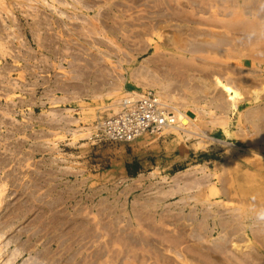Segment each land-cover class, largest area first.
<instances>
[{"label": "rangeland", "instance_id": "1", "mask_svg": "<svg viewBox=\"0 0 264 264\" xmlns=\"http://www.w3.org/2000/svg\"><path fill=\"white\" fill-rule=\"evenodd\" d=\"M89 1V9L81 4L74 5L75 8L71 6L69 14L75 16L72 20L66 19L69 22L67 26L59 21L55 25L51 33L59 47L55 46L54 53L44 47L37 48L30 35L39 61L36 65L25 58L22 61L25 87L21 101L24 105L22 112L18 110L19 120L10 121L14 124L27 122L25 126L30 136L20 137L25 140L26 151L40 142H44L41 144L43 149L49 147L47 139L50 137L47 135L52 122L57 132L52 145L54 149L39 153L36 163L40 167V175L44 173L47 178L52 175H47L46 171L57 166V176H60L58 189L70 186L71 214L75 215L72 216L85 215L92 229L90 237L85 240L89 256L100 250L103 253L100 264H113L111 259L115 254L129 264H159L157 252L149 243L156 236L148 228V223L168 231L176 230L174 222L188 228L203 220L213 226L217 223V230L211 238L215 239L219 237L226 218L229 226L240 227L264 254V221L258 219L259 214L264 213V140L246 122L242 113L231 112L227 116L230 119L223 118L222 113L210 103L211 93L205 79L196 78L191 82L188 79V86L182 76L178 79L168 77L162 82L158 75L166 70V64L169 65L170 57L177 49L173 47V41L179 37L177 31L181 27H190L188 17L210 16L212 7L203 1L199 7H204L206 12L198 13V10L194 12L197 4L187 0ZM19 2L24 0L0 3V23L7 27L2 35L9 41L12 54L22 46L17 40L20 34L17 29L30 28V23H33L31 13L36 12L32 7L30 9V0L26 6ZM49 9L41 8L44 18L53 14ZM55 17L58 19L57 13ZM22 50L26 52L29 49L22 46ZM246 55L247 58L243 59L251 65L253 54L246 52ZM228 60L233 62L236 59ZM237 60L240 62L241 58ZM6 62L15 64L11 56L1 66ZM177 63L180 67L188 64L186 60ZM194 67L193 72L196 73L200 64ZM139 70L153 71L157 79L152 80ZM143 95L158 97L161 112H173L170 107L173 104L180 107L195 119L196 126L186 124L185 128L191 131L174 130L167 122L159 129L134 139L109 137L103 129L104 121ZM12 104L10 108L15 110ZM32 116L36 119L31 120ZM3 130V134H7L8 130ZM201 134L225 143L204 139ZM0 152L4 156L10 151L1 149ZM244 168L258 170L263 176L256 178L252 175L249 178ZM195 177H207L206 183L178 191V187H184L189 178ZM46 189L43 188L41 193ZM15 197L16 194L10 197L12 202ZM26 224H18L16 231L7 238L8 241L13 238V243L6 247L2 259L6 255L8 257V251L17 252L16 247L26 244V236L16 237ZM252 232L258 238L255 239ZM100 242L102 249L98 248ZM17 243L20 244L16 246ZM159 246L165 254L173 255L166 246ZM35 250L22 253L12 263H30L36 257Z\"/></svg>", "mask_w": 264, "mask_h": 264}, {"label": "bare ground", "instance_id": "2", "mask_svg": "<svg viewBox=\"0 0 264 264\" xmlns=\"http://www.w3.org/2000/svg\"><path fill=\"white\" fill-rule=\"evenodd\" d=\"M3 1H0V3ZM27 1L29 2V0ZM27 1L24 0V2L19 3L21 6L25 4L29 5ZM30 1L32 2V4L29 5L30 9L32 7L36 11L31 13V15H33V23H30V28L24 27L22 29L19 27L17 29L19 30L18 33H20L17 37L18 43L24 46V48L27 47L29 50L23 52L21 46L19 50L17 49L18 52L12 54L11 51H9V41L5 40L6 38L4 39L2 35L7 27L2 26L3 24L0 23V150L5 149V151H10L9 154L6 153L4 156L0 152V264H13L12 262L22 253L32 252V250L36 248L34 252L36 253V257L28 264H100L99 260L102 258L103 253L99 250L97 251L99 253H91L92 255L90 257L89 253H87L89 249L85 247V240L90 232L92 233L87 218L85 215L75 218L72 216L74 214H71L70 203L72 195L69 188L70 186L62 187V190L58 189L60 186L58 177L60 176H57L58 169L55 168L57 166L54 165L55 167L52 169L47 168V170L49 169L48 171L45 170L46 168L44 169L47 175H52L51 177L47 178L44 173L40 175V167L36 163L35 158L39 153L45 150L47 151V149L50 150L49 152L54 149L52 145L57 132L54 131L52 122L49 123L51 131L49 135H47L50 137L47 139V141L49 140V142H47L49 147L47 146L46 149H43V145L41 144L44 142H40V144H37L39 143L37 142L36 144L38 146L35 145L36 147L33 149L30 147L31 150L29 151H26V143L23 137L22 139L24 141L20 139L22 135H29V130L25 126L27 122H25V124H23L24 121H22L23 123L20 122L21 124L10 122L19 120L17 113L18 110L22 112V107L24 105H22L21 101L25 87L22 61L25 58V60L33 62V65H36L39 61V57L32 47V41L29 39L30 35L33 42L37 45V48L44 47L48 49L49 52L54 53L55 46L57 45H55V37L51 32L55 30V25L62 22L63 25L67 26L69 22H67L66 19L72 20V18H74L73 16L75 15L72 16L70 15L71 13L69 14L71 6L75 8L74 5L81 4L84 8L89 9L91 2L89 0H51V2L50 0ZM178 1L180 0H177V2ZM187 1L193 5L197 4L195 5L196 8L194 12L198 10L200 11L198 13H201V11L206 12V9L203 10L204 7L203 9L199 7L201 2L206 1L212 7V13L207 17L199 15V18H186L191 25L190 27L186 26L187 28L181 27V29L177 31L179 37L176 36L178 39H175V41L172 40L173 47L175 46L177 49L175 52L173 51L174 53L170 57L169 65L166 64V66H168L166 70L162 73H158V75L162 77V80L169 78L178 79L177 77L182 76L186 81V85H188V79L190 82L196 78L205 79L206 84L209 86L207 89H209L211 93L210 103L216 110L218 109L222 113L223 118L225 116L227 118L231 112L242 113V116H245L246 122L251 125V128L256 129L259 137L264 140V0ZM11 3L13 4V2ZM43 7L46 9L50 7L49 10L54 15L51 14V16H46L44 18L43 12H41V8ZM3 8L6 9V7L2 6V9ZM56 13L58 19L55 17ZM184 21L186 20L184 19ZM246 52L253 54V58L250 62L251 65H248L247 59H243L247 58ZM8 56L14 58L15 64L8 65V62H6V65L3 64L1 66L2 62L8 61ZM238 57L241 58L240 62L237 60ZM228 59L236 60L232 62ZM180 60H186L188 62L187 66H178L177 62H180ZM196 62L198 65L200 64V67L194 65ZM208 62L211 63L209 64ZM194 66L197 67L196 73L193 72L195 70ZM248 66H250V68H247ZM139 71V73L152 80L157 79L153 71ZM164 76H167V78ZM162 82H164V80ZM17 99H20L18 103H16ZM157 100H159L158 97ZM11 103L16 107L15 110H11ZM170 107L174 111L164 114L167 117L166 120L170 122L168 123L170 128L174 130L183 129L185 131H191L187 130L185 125L190 124L196 126L194 123L195 119L190 118L180 107L174 104ZM170 114L173 115L170 116ZM35 116H32L31 120L36 119ZM243 121L245 123V120ZM244 126H246V124ZM3 129L8 130L7 134H5V132L3 134ZM35 132L37 131L35 130ZM33 136L32 134V137ZM45 136L43 138H45ZM202 136L204 139L207 138L208 140L211 139L216 140V142L225 143V141L215 139L209 135L203 134ZM246 150L248 149L246 148ZM34 167L35 169H32ZM244 169L246 174L250 176L249 178H251L252 175L257 176L256 178L263 176L258 170L249 168ZM206 179L207 177L189 178L184 184V187H178V191L183 192L191 189L193 186H202L206 183ZM45 187H47V189L41 193V190ZM14 194H16V197L12 202L10 197ZM9 199H11V201ZM204 218L206 219V217ZM226 219H223V221L226 222V226H224L225 224L222 222V219H220V222L224 225L220 230L221 233H218L219 237L215 239L211 238L217 230V223L213 226L210 225L209 222H203V220L200 223L195 222V225L192 222L193 227L188 228L184 224L174 222L172 224L176 227L175 231H168L153 223H148V228L156 236H153L155 240L151 241V239L149 243H151L157 252V262L159 264H178V262H181V264H264V254L260 253L259 249L253 245L254 243H251L252 239H250L249 235L246 234L245 231L242 232L240 227L235 225L229 226V221H226ZM22 223L27 224L24 227L21 225L23 228L19 230L16 237L21 238L26 236V244L23 243L24 245H21L22 243H19V247L17 243L16 246L18 247L15 248L17 252L8 251V257H6V255L5 258L2 259L6 247L8 248L11 244L10 242L13 241L11 240L13 238L9 241L7 238L11 236V233L16 231L15 227ZM242 229L245 230V228ZM30 230L31 232L28 233ZM252 233L255 239L258 238L255 232ZM97 235H100V233L98 232ZM155 241L156 243L153 244ZM157 242L162 247L163 245L166 246V250L173 255L165 254ZM102 245L103 244L100 242L98 248L102 249ZM39 247H42V249ZM92 259H94V261H91ZM111 261L113 264L130 263H127L126 260L119 259L117 254L112 257Z\"/></svg>", "mask_w": 264, "mask_h": 264}, {"label": "built area", "instance_id": "3", "mask_svg": "<svg viewBox=\"0 0 264 264\" xmlns=\"http://www.w3.org/2000/svg\"><path fill=\"white\" fill-rule=\"evenodd\" d=\"M141 97L104 121L103 129L109 137L130 140L167 124L165 112H161L156 97L145 95Z\"/></svg>", "mask_w": 264, "mask_h": 264}, {"label": "clouds", "instance_id": "4", "mask_svg": "<svg viewBox=\"0 0 264 264\" xmlns=\"http://www.w3.org/2000/svg\"><path fill=\"white\" fill-rule=\"evenodd\" d=\"M258 219L264 221V213H260Z\"/></svg>", "mask_w": 264, "mask_h": 264}]
</instances>
